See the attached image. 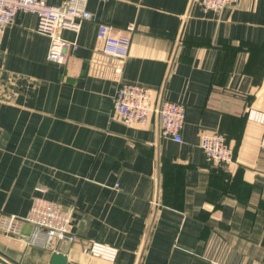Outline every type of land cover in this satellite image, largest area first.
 Masks as SVG:
<instances>
[{
  "label": "crops",
  "instance_id": "0c3cea01",
  "mask_svg": "<svg viewBox=\"0 0 264 264\" xmlns=\"http://www.w3.org/2000/svg\"><path fill=\"white\" fill-rule=\"evenodd\" d=\"M59 4L64 0H46ZM93 19L60 35L62 62L38 16L0 37V220L43 197L70 209L74 241L39 246L32 224L0 221V264H264V0L205 11L199 0H88ZM133 25L124 59L103 52L99 23ZM122 83L186 106L182 141L114 112ZM225 134L234 161L206 159L201 135ZM99 241L115 260L91 255Z\"/></svg>",
  "mask_w": 264,
  "mask_h": 264
},
{
  "label": "built area",
  "instance_id": "2783aa9c",
  "mask_svg": "<svg viewBox=\"0 0 264 264\" xmlns=\"http://www.w3.org/2000/svg\"><path fill=\"white\" fill-rule=\"evenodd\" d=\"M205 11H222L228 6L237 4L240 0H199ZM88 0H64L59 4H50L46 0H0V37L6 27L13 22L19 12H32L38 16L37 30L51 39L48 57L62 62L68 47L77 48V41L70 42L60 35L64 29L77 31L84 20L93 19V13L87 8ZM133 25H128L126 31L117 29L114 25L101 22L98 26V38L103 41V52L112 57L126 58L131 45L130 33ZM114 112L125 124L146 125L155 114L159 121L160 132L165 137L182 141V129L186 118V106L180 101L155 97V92L149 87L134 83H122L114 101ZM250 118L264 126V113L257 110L250 112ZM264 147V130L261 138ZM200 147L208 161L217 164H229L234 161L233 147L228 143L225 134L210 132L201 135ZM70 209L43 197H36L26 217L5 215L1 224L15 229L23 221L32 224V231L27 241L39 246H53L63 241H74L71 231ZM91 255L115 260L119 248L107 243L93 241L87 248Z\"/></svg>",
  "mask_w": 264,
  "mask_h": 264
},
{
  "label": "water",
  "instance_id": "95a60500",
  "mask_svg": "<svg viewBox=\"0 0 264 264\" xmlns=\"http://www.w3.org/2000/svg\"><path fill=\"white\" fill-rule=\"evenodd\" d=\"M67 256L61 252L54 251L51 256V264H68Z\"/></svg>",
  "mask_w": 264,
  "mask_h": 264
}]
</instances>
